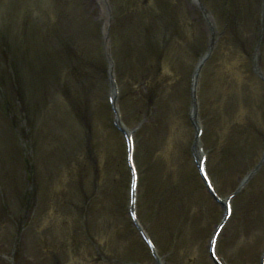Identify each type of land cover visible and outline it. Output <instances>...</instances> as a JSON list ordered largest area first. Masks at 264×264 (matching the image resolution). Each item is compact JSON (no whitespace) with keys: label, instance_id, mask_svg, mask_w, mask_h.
<instances>
[{"label":"rangeland","instance_id":"374dc122","mask_svg":"<svg viewBox=\"0 0 264 264\" xmlns=\"http://www.w3.org/2000/svg\"><path fill=\"white\" fill-rule=\"evenodd\" d=\"M229 1L223 0L222 5V0L216 4L213 0H0L3 44L8 26L1 20L8 21L5 15L13 8H25V12L14 13V33L25 23V28L33 23L47 29L46 23L57 22L48 48L57 57L63 52L60 59L68 61L61 63L60 73H78L73 66L82 60L81 66L92 76L87 82L94 102L93 133L103 146L100 160H95L101 174L94 180L91 165L82 169L76 154L55 151L58 145L54 143L44 152H35L48 159L45 169L21 168V159L27 161L34 153L23 140L28 126L16 105L17 114L7 126L14 144L1 152L6 159L17 156L18 162V168L11 167L16 174L11 187L3 191V199L0 196V205L3 200L9 205L6 222L0 227V254L8 262L156 264L126 215L124 134L111 126L113 116L106 100L110 82L103 71L107 72L111 60L119 75V102L129 129L135 131L143 118H151V126L135 137L141 176L139 208L147 230L166 264H214L209 241L224 210L207 192L188 154L197 128L186 113L191 106L188 74L215 40L216 49L206 63L200 88L209 170L224 198L234 193L241 179L253 174L234 199V217L219 240L218 254L226 264H260L264 251V0H240L244 6L239 12L234 9L237 14L232 13L233 2ZM153 15L157 19L152 22ZM131 19L136 26L133 41L122 34ZM105 25L110 27L108 37L100 34ZM147 25L154 30L148 32L156 35L154 39L142 36ZM9 44L0 45L5 57ZM144 95L150 100L141 98ZM162 96L171 102L167 105ZM52 111L48 105L38 113ZM56 120L49 126L54 128ZM36 126L32 123L33 130ZM238 132L243 135L237 136ZM85 133L82 125L77 128L76 138L83 146ZM231 141L235 143L229 155L224 144ZM48 166L56 168L52 174ZM35 175L36 181L38 175L45 177L52 190L32 183ZM49 192L54 196L53 207ZM87 212L96 228L94 249L87 240Z\"/></svg>","mask_w":264,"mask_h":264}]
</instances>
